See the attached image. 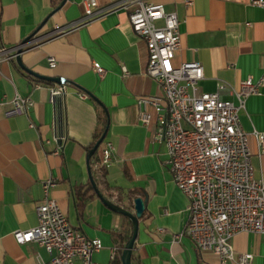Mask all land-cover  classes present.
<instances>
[{"label":"crops","instance_id":"crops-1","mask_svg":"<svg viewBox=\"0 0 264 264\" xmlns=\"http://www.w3.org/2000/svg\"><path fill=\"white\" fill-rule=\"evenodd\" d=\"M96 1L105 8L131 0ZM143 1L175 13L180 47L173 64L202 66L199 91L213 93L217 84H223L221 97L236 104L234 92L243 82L255 83L264 77V8L252 5L253 0H190V5L185 0ZM61 2L0 0V44L16 47L35 39L22 50L23 68L65 84L58 104L51 101L49 89L59 83L35 78L16 59L0 63V264L50 259L37 244L18 245L12 236L36 227L35 209L44 201L42 183L48 179L56 186L47 198L58 204L70 225L101 241L102 248L92 253L90 264L120 261L130 227L89 191L87 174L88 149L107 125L104 140L113 147V159L96 187L105 199L132 213L135 198L147 199L131 264H220L217 254L198 250L186 237L173 242L187 223L188 202L172 181L165 147L153 140V109L147 108L148 126L139 120L137 99L162 92L145 73L146 44L133 33L128 11L118 10L58 34L57 26L66 27L83 16L81 0H65L59 8ZM49 57L55 59L54 69L48 66ZM94 63L104 69L103 76L94 72ZM15 95L30 98L33 106L25 113L6 116ZM239 121L249 135L254 178L264 181V152L251 135L264 133V88L246 98ZM96 157L100 158L99 150ZM232 246L235 256L250 254L251 264H264V236L239 233ZM74 264L82 262L75 258Z\"/></svg>","mask_w":264,"mask_h":264},{"label":"built area","instance_id":"built-area-1","mask_svg":"<svg viewBox=\"0 0 264 264\" xmlns=\"http://www.w3.org/2000/svg\"><path fill=\"white\" fill-rule=\"evenodd\" d=\"M185 2L191 4L190 0ZM251 3L264 8V0ZM81 4L83 16L66 27L57 26L55 33L70 32L109 13L127 10L133 33L146 44L145 73L160 86L162 95L137 99L139 120L148 126L151 116L147 108L153 109L156 116L153 140L165 147L172 181L188 202L187 223L182 232L173 236V242L186 237L198 250L217 254L220 264L234 261L251 264L252 255L235 256L232 239L239 233L264 236V181L254 178L249 135L241 127L239 113L246 98L264 88V77L255 83L243 82L240 90L234 92L236 104L221 97L223 84H217L213 93L201 92L198 83L203 78L202 66L197 62L173 64L180 47L175 13L166 12L161 4L143 0L123 1L105 8H99L96 0H81ZM34 42L31 39L16 47L0 44V63L15 60L20 55L18 50ZM47 61L49 68L56 67L54 58ZM93 69L99 76L105 74L98 64L94 63ZM49 92L51 101L58 102L65 93V84L60 82ZM79 96L86 98L85 94ZM10 105L6 116L25 113L33 102L15 95ZM251 135L264 152V133L253 131ZM98 150L100 158L94 167L107 168L113 159L111 143L104 140ZM55 186L53 179L42 183L45 198L35 209L36 227L13 232V239L18 245L35 243L45 250L50 259L37 264H74L75 258L82 264H90L92 253L102 248L101 241L90 239L72 227L58 204L47 198Z\"/></svg>","mask_w":264,"mask_h":264},{"label":"water","instance_id":"water-1","mask_svg":"<svg viewBox=\"0 0 264 264\" xmlns=\"http://www.w3.org/2000/svg\"><path fill=\"white\" fill-rule=\"evenodd\" d=\"M64 2H65V0H62V2L59 5V8L64 4ZM29 39L30 38H28L27 40H25L21 44L27 43ZM18 53L21 55L22 50H18ZM20 55H18L16 57V62L21 68H23ZM23 69L28 74L34 76L37 79L47 81V82H52V83H60L61 82V80L59 78L40 76V75H37V74H35V73L25 69V68H23ZM107 128H108V125L103 130V132L101 133L100 137L95 142L93 147L88 151V154L86 156L87 174H88L89 182H90V185H91L93 191L95 192V194L99 198V200L104 204V206H106L109 210H111V211H113V212H115L121 216L127 217L131 222V225H132L131 235H130V238L127 240L126 244L124 245V248H123L121 255H120V261L122 264H131V254H132V250H133L134 243H135V240L137 237V232H138V221L143 215V212H144L145 207H146L147 199L146 198H144V199L135 198L133 200L134 212L132 213V212L128 211L127 209L119 207V206L113 204L112 202H110L109 200L105 199L103 197V195L99 192L98 188L96 187L95 181H94V179L91 175V172H90L89 160H90L91 156H93L95 154V152H97L99 146L104 141V139L106 137V133H107Z\"/></svg>","mask_w":264,"mask_h":264},{"label":"trees","instance_id":"trees-1","mask_svg":"<svg viewBox=\"0 0 264 264\" xmlns=\"http://www.w3.org/2000/svg\"><path fill=\"white\" fill-rule=\"evenodd\" d=\"M100 135H101V132L100 133H98L96 136H95V141H94V143L89 147V149H88V151L93 147V145L95 144V142L98 140V138L100 137ZM97 152H95V154L93 155V156H91V158H90V160H89V165H90V172H91V175H92V177H93V179H94V181H95V183L98 181V180H102L101 178H103L104 177V172H105V168H98V169H96V172L98 173V178H96V176H95V174H94V166L98 163V159H97ZM92 191V193H94V191L92 190V188L91 187H89V191ZM78 194H79V196H84V192L83 193H81V191H79L78 192ZM130 195V194H129ZM132 195V194H131ZM131 197V196H130ZM120 200H118V201H116L117 202V204H119L120 202H119ZM126 209V208H125ZM128 210V209H127ZM123 217V219L124 220H126L127 222H128V225H129V227H130V231H129V233H128V235L126 236V238H125V240H124V242H123V245H122V247L124 248V245L126 244V242H127V240L130 238V235H131V231H132V225H131V222H130V220L127 218V217H125V216H122ZM113 264H120V261L119 260H117V261H115Z\"/></svg>","mask_w":264,"mask_h":264}]
</instances>
